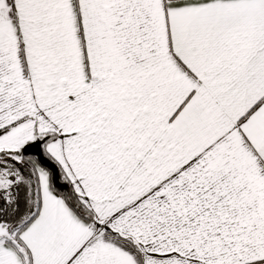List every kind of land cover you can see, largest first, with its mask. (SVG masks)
<instances>
[{"label":"snow or ice","instance_id":"1","mask_svg":"<svg viewBox=\"0 0 264 264\" xmlns=\"http://www.w3.org/2000/svg\"><path fill=\"white\" fill-rule=\"evenodd\" d=\"M0 264H264V0H0Z\"/></svg>","mask_w":264,"mask_h":264}]
</instances>
